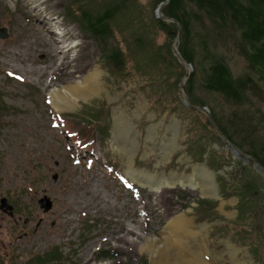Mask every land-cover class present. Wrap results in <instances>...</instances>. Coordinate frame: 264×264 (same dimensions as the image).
Here are the masks:
<instances>
[{
  "label": "rangeland",
  "instance_id": "374dc122",
  "mask_svg": "<svg viewBox=\"0 0 264 264\" xmlns=\"http://www.w3.org/2000/svg\"><path fill=\"white\" fill-rule=\"evenodd\" d=\"M140 2L150 16V0ZM67 4L0 0V30L8 36L0 39V201L6 198L17 210V224L0 211V264L34 263L55 249L63 253L58 264H141L143 259L154 264V253L171 236L168 222L178 217L188 220L194 232L204 228L193 244L205 264H264V180L252 162L234 159L222 140L216 141L207 116L183 105L181 83L179 103L173 102L172 86L158 91L165 98L162 108L155 104L148 76L132 68L127 79H114L96 43L64 18ZM164 40L157 37L160 44ZM231 60L239 73L243 62ZM92 74L99 76L94 95L55 110L53 94L67 95L68 87ZM197 96L209 111L216 105L204 91ZM257 106L264 112V105ZM66 118L78 132L91 127L92 150L78 145L63 124ZM104 128L109 132L105 140ZM197 146L207 150L203 162L197 160ZM209 154L226 165L223 170L207 165ZM204 171L214 173L225 202L205 198L203 187L195 188ZM142 175L160 185L159 192L134 181ZM184 177L193 178L194 187L170 183ZM254 180L253 214L241 225L242 191L227 199L222 192L226 187L233 193ZM44 198L53 204L49 212L39 206ZM199 200L217 202L222 218L201 221ZM240 231H246L244 237ZM146 241L155 243L153 249H144ZM102 251L118 255L100 260ZM180 255L182 263L193 261L188 250Z\"/></svg>",
  "mask_w": 264,
  "mask_h": 264
},
{
  "label": "trees",
  "instance_id": "16d2710c",
  "mask_svg": "<svg viewBox=\"0 0 264 264\" xmlns=\"http://www.w3.org/2000/svg\"><path fill=\"white\" fill-rule=\"evenodd\" d=\"M167 1L163 15L180 24L179 52L194 67L186 84L190 103L208 107L197 96L198 91L212 97L216 105L209 109L221 134L264 168V112L257 106L264 105V0H150V16L140 0H68L64 18L77 24L96 43L104 66L114 79H127L132 68L148 76L155 104L165 108L164 95L160 99L156 94L163 85L172 86L176 92L173 102L179 103L178 88L185 76L172 51L177 26L155 16V11ZM159 35L165 38L162 44L157 42ZM231 59L243 62L239 73H234ZM63 124L81 148L92 150L95 141L91 127L78 132L77 124L67 118ZM102 134L107 139L108 129L104 128ZM216 141L220 143L221 139L217 137ZM206 152L204 146H197L199 162L205 160ZM207 165L216 172L226 166L217 162L213 154H209ZM255 187L256 180L243 183L233 193L223 189L226 199L242 191L237 207L240 224L252 217L250 204L251 198L257 196ZM197 203L201 221L222 218L216 212L217 202ZM245 233L240 231L239 236L244 237ZM62 255L55 249L28 264H58L63 261ZM116 255L102 251L97 258L114 260ZM141 264H147L146 260Z\"/></svg>",
  "mask_w": 264,
  "mask_h": 264
},
{
  "label": "bare ground",
  "instance_id": "6f19581e",
  "mask_svg": "<svg viewBox=\"0 0 264 264\" xmlns=\"http://www.w3.org/2000/svg\"><path fill=\"white\" fill-rule=\"evenodd\" d=\"M99 76L97 74H92L87 76L81 84L77 86H70L66 89L67 95L62 94L61 92L53 94L54 100V108L57 111L62 109L61 106H69L71 105L73 99L77 98H85L94 95L99 90V83H98ZM250 164V162L248 163ZM253 166V163H252ZM204 170V169H203ZM205 172V171H204ZM201 175L200 185H198L201 189L203 187V196H210L215 191L216 187L213 184V174L209 173V175L205 172ZM211 178H210V177ZM138 183L142 184L143 186H149L152 192H159L161 189L160 185H157L153 182V179L149 176L142 175L139 178L134 179ZM185 182L186 185L194 187L193 178H174L173 181H170L173 185L176 182ZM193 183V184H192ZM171 186V185H169ZM196 188H198L196 186ZM190 222L183 217H178L174 220L168 222V231L170 233V237L167 239L165 248L160 252H156L154 264H205L203 259V253L201 254L198 247L193 244L196 238L200 235H203V231L201 228L198 232H194L190 228ZM155 246L154 242L146 241V245L144 249H149ZM182 250H188L193 257V261L190 262H183L179 259L181 256ZM184 254V253H183ZM182 258V257H181Z\"/></svg>",
  "mask_w": 264,
  "mask_h": 264
},
{
  "label": "water",
  "instance_id": "95a60500",
  "mask_svg": "<svg viewBox=\"0 0 264 264\" xmlns=\"http://www.w3.org/2000/svg\"><path fill=\"white\" fill-rule=\"evenodd\" d=\"M169 1H167L166 3H163L159 6V8L156 11V18L157 19H161L166 23L169 24H175L177 26V30H178V34L176 39L173 42L172 45V51L173 54L175 56V58L178 60L179 64L181 66H183V68L185 69V76L181 81V91L184 95V99L182 100V103L184 106H186L187 108L196 110L198 112L203 113L205 116H207L211 126L214 128L215 132L218 134V136L220 137V139L222 140V142L225 144L226 149L232 154V156L234 157V159L241 161L243 164L247 165L249 162L253 163V169L255 170V172L264 180V168L259 164V162L257 160H255L254 158L247 156L245 154H243L236 146H234L233 144H231L219 131V129L217 128L212 115L210 113V111L207 108H203V107H195L193 106L190 101H189V97H188V93L186 91V84L187 81L189 80L190 76L193 73V66L188 64L187 62H185V60L181 57L180 52H179V41H180V36L182 34V28L180 26L179 23H177L175 20L169 19L167 17H165L163 15V9L164 7L168 4ZM7 30L2 29L0 30V39L5 40L7 38ZM199 169H206L207 171H209L207 168L205 167H199L197 168ZM211 172V171H210ZM211 174H214L213 172H211ZM200 184V183H199ZM198 184V185H199ZM214 184V181H213ZM198 185H196L197 187H199ZM191 187V186H190ZM196 188V187H195ZM202 194V191H201ZM211 198L213 200H219L220 203L225 202L224 200H221L219 197V193L217 192V188L215 189V191L212 193ZM206 198V196H204ZM52 203L48 198H44L42 200L39 201V206L41 209H43L45 212H49L52 209ZM0 210L4 211V212H11L10 216H13V212H14V208L9 205L8 200L7 199H2L0 201Z\"/></svg>",
  "mask_w": 264,
  "mask_h": 264
},
{
  "label": "flooded vegetation",
  "instance_id": "af4514ba",
  "mask_svg": "<svg viewBox=\"0 0 264 264\" xmlns=\"http://www.w3.org/2000/svg\"><path fill=\"white\" fill-rule=\"evenodd\" d=\"M6 199V198H5ZM9 202V201H8ZM10 204V203H9ZM13 208H14V212H13V216H10L11 215V212L8 211V212H4V211H1L2 212V215L4 217V219H10V220H13L15 222V224H17V221H16V217H17V210L15 209V206L11 205ZM100 260H104L103 258H100Z\"/></svg>",
  "mask_w": 264,
  "mask_h": 264
}]
</instances>
